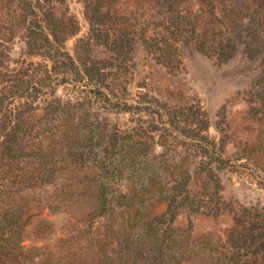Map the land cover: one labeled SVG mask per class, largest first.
<instances>
[{
    "label": "rangeland",
    "instance_id": "obj_1",
    "mask_svg": "<svg viewBox=\"0 0 264 264\" xmlns=\"http://www.w3.org/2000/svg\"><path fill=\"white\" fill-rule=\"evenodd\" d=\"M0 99V124L28 131L26 175L41 176L9 179L14 198L30 199L26 248L123 264L112 233L99 248L84 199L59 196L82 172L52 165L65 148L47 137L70 102L98 134L81 149L90 188L120 137L137 140L156 162L152 183L136 165L106 188L205 192L200 211L174 219L185 264H264V0H0ZM42 218L46 240L32 233Z\"/></svg>",
    "mask_w": 264,
    "mask_h": 264
},
{
    "label": "trees",
    "instance_id": "obj_2",
    "mask_svg": "<svg viewBox=\"0 0 264 264\" xmlns=\"http://www.w3.org/2000/svg\"><path fill=\"white\" fill-rule=\"evenodd\" d=\"M3 101L0 99V102L3 103ZM64 108L65 119L59 124L57 134L51 132L47 137L56 136L51 144L53 151L60 145L65 148L66 155L61 156L59 161L54 160L52 165L58 162L56 165L59 166L61 162H64L68 167L72 169L74 167L76 173L81 170L83 173L80 172L74 180L68 176L65 177L67 188L60 190L61 202L77 204L79 196L82 197L86 202L90 225L95 228L93 234L99 242V248L103 250L107 234L112 233V236L116 238L117 251L123 264H138L139 259L142 264H185L186 250L173 238V235H180L179 229L174 225V219L183 208L193 212L200 211L204 207V199L208 197V194L197 192L193 198H190L187 192L179 198L176 194L158 192L154 188H133L127 191L106 188L110 178H119L127 166L130 169L136 165L143 167L141 170L144 173L135 172L134 175L146 177L152 183L150 174L154 172L155 160L147 156L142 158L144 150L142 145H138L137 140L127 139L124 136H121L120 142L115 145L116 152L100 160L99 168L102 177L99 182H96V187L100 186V188H90L92 182L87 178L89 159L84 157L81 149H85L86 145L93 146L91 141L98 134L94 131L92 123L84 120L83 112L77 105L69 102ZM7 127L5 124H0V264H78L82 262L81 259L72 257L65 261L55 252L40 247L26 248L24 246L23 237L28 223L24 215L28 209L26 204L30 199L27 195L20 196L19 199L14 198L15 191L11 190L9 179L15 178L22 172L18 181L24 182L26 186H32L38 179L40 181L41 176L35 178L26 175L28 170L24 166L27 160L19 158L21 156L19 152L23 150L22 147L28 139L26 128L17 122ZM54 170L55 168L52 173ZM184 177L186 180L191 177L190 172H184ZM81 184L83 188H79ZM157 203H165L166 209L161 213L157 212L155 209ZM114 224L115 227H113ZM98 225L103 228L105 234H99ZM52 231V223L43 218L32 228L33 235L43 240L49 239ZM192 255L198 257L199 253L190 251L189 256ZM196 264L201 262L198 261Z\"/></svg>",
    "mask_w": 264,
    "mask_h": 264
}]
</instances>
